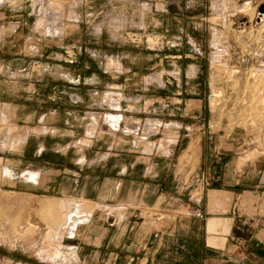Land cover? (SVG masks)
Returning a JSON list of instances; mask_svg holds the SVG:
<instances>
[{"label":"rangeland","instance_id":"rangeland-1","mask_svg":"<svg viewBox=\"0 0 264 264\" xmlns=\"http://www.w3.org/2000/svg\"><path fill=\"white\" fill-rule=\"evenodd\" d=\"M106 1L0 0V264L76 261L72 245L99 205L79 197L73 179L60 184L64 195L45 190L61 182L51 153L90 174L120 148L138 162L150 152L169 161L182 193L197 183L199 194L211 153L210 170L234 177L264 162L259 0H192L178 18L147 21L115 17Z\"/></svg>","mask_w":264,"mask_h":264},{"label":"crops","instance_id":"crops-1","mask_svg":"<svg viewBox=\"0 0 264 264\" xmlns=\"http://www.w3.org/2000/svg\"><path fill=\"white\" fill-rule=\"evenodd\" d=\"M190 1L107 0L106 3L115 17L121 12L132 21H147L178 18V10L189 8ZM0 8L7 7L2 2ZM9 15L19 19L23 13L13 11ZM135 24L142 31L143 23ZM183 128L188 130L171 127L169 131L180 133ZM153 142L156 140L149 135L147 143ZM194 144L187 142L190 151ZM177 145L175 141L170 147ZM95 148L99 154L101 146ZM120 149L123 152L98 162L90 174H86L85 167H77L78 171L69 168L68 162L73 161H68V153H60L59 162L55 153L48 155L51 171L59 169L62 175L59 185L49 183L45 190L55 192L61 188L64 195L67 188L60 184H71L73 179L79 197L99 205L94 218L83 226L72 245L77 251V255H72L74 264H264V162L250 164L234 177L233 173L210 170L211 153V157H206L209 181L202 194L198 193L197 183L189 184L182 193L183 186L167 159L145 152L149 162H138V156ZM20 168L15 165L14 170ZM198 178L197 172L192 180ZM43 203V209L53 208V203ZM157 205L164 214L151 220L146 213ZM80 211L86 216L89 213L84 207ZM59 256L65 255L57 254L53 259Z\"/></svg>","mask_w":264,"mask_h":264},{"label":"bare ground","instance_id":"bare-ground-1","mask_svg":"<svg viewBox=\"0 0 264 264\" xmlns=\"http://www.w3.org/2000/svg\"><path fill=\"white\" fill-rule=\"evenodd\" d=\"M251 7H252V5H251ZM251 7H250L249 5H248V6H247V5H246V6H243V7L241 8V11H243V12L246 11V12H247V11L250 10V12H251V11L255 10V9H254V6H253V10H251ZM256 8H257V7H256ZM246 12H245V13H246ZM255 13H256V12H253L251 15H254ZM263 22H264V19H263V21H262L261 23H263ZM262 66L264 67V64H263ZM258 73H259V72H258ZM261 73L264 74V70H263V72L261 71ZM259 74H260V73H259ZM254 75H255V74H254ZM249 76H250V75H249ZM258 76H259V75H258ZM260 76H261V75H260ZM263 76H264V75H263ZM255 78H256V76H255ZM263 79H264V78H263ZM263 79H262V81H261V79H260V81L263 82ZM260 81H259V83H260ZM260 84H262V83H260ZM262 85H264V82H263ZM258 86H259V85H258ZM262 88H263V87H262ZM245 103H246V102H245ZM260 103H261V102H260ZM46 205H47V204H46Z\"/></svg>","mask_w":264,"mask_h":264},{"label":"water","instance_id":"water-1","mask_svg":"<svg viewBox=\"0 0 264 264\" xmlns=\"http://www.w3.org/2000/svg\"><path fill=\"white\" fill-rule=\"evenodd\" d=\"M264 19V1L258 6L257 22H262Z\"/></svg>","mask_w":264,"mask_h":264}]
</instances>
